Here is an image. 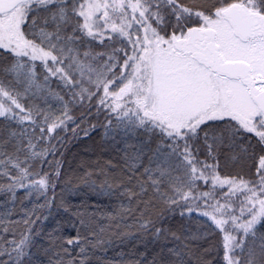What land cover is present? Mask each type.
Returning <instances> with one entry per match:
<instances>
[{"label": "snow or ice", "instance_id": "1", "mask_svg": "<svg viewBox=\"0 0 264 264\" xmlns=\"http://www.w3.org/2000/svg\"><path fill=\"white\" fill-rule=\"evenodd\" d=\"M95 135L117 162L68 176ZM104 232L156 245L108 264H264V0H0V264Z\"/></svg>", "mask_w": 264, "mask_h": 264}, {"label": "trees", "instance_id": "2", "mask_svg": "<svg viewBox=\"0 0 264 264\" xmlns=\"http://www.w3.org/2000/svg\"><path fill=\"white\" fill-rule=\"evenodd\" d=\"M117 154L114 146H107L102 144L99 135H95L92 139L71 140L65 149L63 163L64 170L68 176L79 175L83 172V165H95L97 162L103 163L106 161L117 162ZM68 199L73 206L79 205L82 202L91 204H98L102 209L111 212L113 204L102 197H97L88 191H78L69 195ZM118 203V202H117ZM124 205H128V201H123ZM31 207V205H28ZM131 221H129L130 223ZM65 235L74 234L71 224L64 221ZM111 221L104 219L102 226L108 229ZM51 230V229H49ZM99 231V229L97 230ZM109 234L107 232L101 233V237L105 241V246L98 247L94 250L95 254L91 257V264H108L110 261L127 260L130 256L143 252L148 258H151L153 249L156 247L155 242L151 241V237H144L143 239L127 238L121 242L115 237L111 242H108ZM46 264V262H45Z\"/></svg>", "mask_w": 264, "mask_h": 264}]
</instances>
